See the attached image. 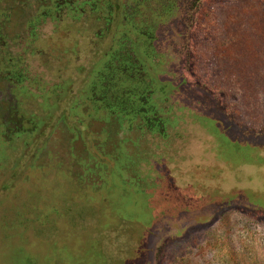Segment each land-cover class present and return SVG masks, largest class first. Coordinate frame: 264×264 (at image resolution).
Listing matches in <instances>:
<instances>
[{
    "label": "rangeland",
    "instance_id": "374dc122",
    "mask_svg": "<svg viewBox=\"0 0 264 264\" xmlns=\"http://www.w3.org/2000/svg\"><path fill=\"white\" fill-rule=\"evenodd\" d=\"M0 264H264V0H0Z\"/></svg>",
    "mask_w": 264,
    "mask_h": 264
},
{
    "label": "flooded vegetation",
    "instance_id": "af4514ba",
    "mask_svg": "<svg viewBox=\"0 0 264 264\" xmlns=\"http://www.w3.org/2000/svg\"><path fill=\"white\" fill-rule=\"evenodd\" d=\"M133 68H134V67H133ZM121 69H123V68H121ZM123 70L126 71V70H128V69H127V68H126V69L124 68ZM9 73H10V71H9V72H6V73L4 74V77H6V80L11 84V86L13 85L14 88H15V87H17L16 84L19 82L20 77H18V75L15 76V78H14V79H15V82H13V74H9ZM104 96H105V95H102V94H101V96H100V98H99V99H100L99 101H103L102 99L105 98ZM123 103H125V102H123ZM15 108H18V106H15ZM122 110H125V109H122ZM133 110H134V109H133ZM135 110L137 111L138 114L141 113V112H143V111L145 112V110H143L142 107H141V108H138V107H137ZM126 113H128V112H126ZM18 121H20V119H19Z\"/></svg>",
    "mask_w": 264,
    "mask_h": 264
}]
</instances>
